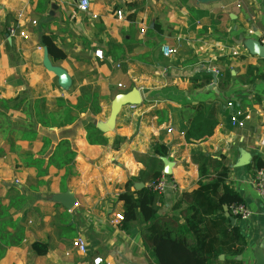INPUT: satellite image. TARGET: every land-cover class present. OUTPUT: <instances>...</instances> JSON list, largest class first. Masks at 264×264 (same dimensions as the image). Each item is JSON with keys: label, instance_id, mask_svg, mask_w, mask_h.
I'll list each match as a JSON object with an SVG mask.
<instances>
[{"label": "crops", "instance_id": "obj_1", "mask_svg": "<svg viewBox=\"0 0 264 264\" xmlns=\"http://www.w3.org/2000/svg\"><path fill=\"white\" fill-rule=\"evenodd\" d=\"M90 2L81 12L78 0H0V214L7 210L0 215V264H95L96 258L102 259L99 264H149L143 225L133 222L125 229L114 217L122 213L118 194L144 168L138 155L151 154L156 141L169 147L164 170L178 183L177 190L161 195L159 212H170L181 192L198 187L194 149L225 158L229 184L252 212L237 221L247 241L242 258L245 264H264V198L255 188L257 168L250 165L254 157L264 161V55L247 45L264 47V0ZM117 10L125 18L118 19ZM132 13L134 20L128 17ZM18 21L27 39L7 37L8 27ZM44 34L55 35L66 59L51 60ZM166 45L174 50L171 56L162 52ZM214 68L222 71L215 87L209 88L211 82L193 88L191 77L203 70L213 76ZM134 90L141 102L132 108L126 98ZM85 92L96 94L100 111H91L88 102L86 110H73L72 123L36 124L35 136L24 137L30 118L20 100H45L46 112L54 113L57 99L76 106ZM18 96L19 106H4L3 100ZM202 100L217 101L225 111L211 136L189 143L182 107ZM237 109L250 115L243 127L231 125ZM88 122L104 131L107 145L88 143ZM116 137L124 138L119 149L113 147ZM63 141L76 153L70 171L49 164ZM27 156L44 158L46 173L26 164ZM63 193L75 198L72 207L61 202ZM16 232L23 234L22 241L6 244ZM77 236L87 242L85 255L72 247ZM34 241L48 242V253L36 255L30 247Z\"/></svg>", "mask_w": 264, "mask_h": 264}, {"label": "trees", "instance_id": "obj_2", "mask_svg": "<svg viewBox=\"0 0 264 264\" xmlns=\"http://www.w3.org/2000/svg\"><path fill=\"white\" fill-rule=\"evenodd\" d=\"M128 6L134 4L129 2ZM129 19L134 20L132 13ZM53 34L42 36L43 45L46 47L49 57L53 62L67 58V53L58 47ZM212 72L203 70L191 77L193 88H202L212 82ZM20 99L16 97L3 100L4 106H10ZM25 102L28 118L30 120L24 127V137H33V128L36 124L44 127L63 126L75 120L72 114L74 109L84 111L88 108L94 113L100 111L96 94L85 92L76 106H72L63 99H57L59 110L48 113L45 100H20ZM14 106H19L17 103ZM33 110V112L31 111ZM225 111L223 105L217 101L197 103L185 102L182 107V119L187 122L184 137L189 143L202 140L214 133ZM35 118V120L33 119ZM87 140L90 144L107 145L108 138L104 131L93 122L85 125ZM123 137H116L113 147L119 149ZM49 142L47 141L48 145ZM151 154L138 155L144 164L136 176L129 178L125 184V190L118 194V200L122 202L123 221L122 226L129 229L133 222H139L142 228V244L145 249L146 260L149 264H245L242 255L246 251L247 241L240 226L233 224L231 217L232 206L245 203L241 194L229 184L228 175L230 166L225 158L217 159L208 153L194 149L191 153L192 162L198 166L199 185L192 191L181 192L173 202L170 212L160 213L159 204L163 202L161 195L150 191L145 185L137 187V184H145L158 178L164 170L163 158L169 156V147L156 141L151 144ZM76 153L70 148L67 141H63L50 157L49 164L65 166L71 170ZM26 164L39 168V175H44L46 169L42 166L44 158L33 159L24 157ZM264 163L259 157H254L252 164L257 169ZM44 183L42 180L37 182ZM19 198L25 199L24 196ZM225 207L228 210H225ZM6 208L0 215L6 213ZM229 214V215H228ZM237 221L239 217L236 216ZM10 240L6 244L15 245L22 241L21 232L11 233ZM31 250L36 255H46L49 251V243L34 241ZM221 255L224 258H221ZM241 256V258H239Z\"/></svg>", "mask_w": 264, "mask_h": 264}, {"label": "built area", "instance_id": "obj_3", "mask_svg": "<svg viewBox=\"0 0 264 264\" xmlns=\"http://www.w3.org/2000/svg\"><path fill=\"white\" fill-rule=\"evenodd\" d=\"M91 2L90 0H78V8L81 12H87L90 8ZM116 16L118 19L125 18V14L121 10L116 11ZM33 24H36L37 22L34 20L32 21ZM250 32H253L252 30ZM7 37H21V38H28V32L25 29L24 26L20 24V22L12 23L8 29H7ZM261 42L264 45V36L261 37ZM41 48V47H40ZM162 52L165 56H171L174 52V50L170 46H163ZM95 54L99 58H103V51L101 49H97L95 51ZM233 54H238V50L234 49ZM213 73L218 78L222 75V71L219 68H214ZM121 86V84H119ZM137 103L131 102V107L134 108ZM234 103L229 102L228 107H233ZM250 118V115L244 114V112L240 109H237L236 111H233L230 115V122L232 126L235 127H243L245 125V121ZM168 132H172V129H168ZM260 146L264 148V134L260 141ZM255 188L258 194L264 198V163L256 170V175L254 178ZM150 191L156 192L159 195L165 194L168 190H177L178 189V183L176 182V179L172 176V174L168 173L167 171L163 170L161 175L156 178L155 180H152L150 182H147L144 184ZM232 214L234 217H239V219H247L251 215V210L246 206L245 203L233 205L232 208ZM124 217L121 212L116 213L114 217V222L116 224H122ZM72 247L81 255H85L88 251L87 242L82 236H77L72 241ZM264 252V250H263ZM102 261L101 258H96L94 260L95 264H99Z\"/></svg>", "mask_w": 264, "mask_h": 264}, {"label": "water", "instance_id": "obj_4", "mask_svg": "<svg viewBox=\"0 0 264 264\" xmlns=\"http://www.w3.org/2000/svg\"><path fill=\"white\" fill-rule=\"evenodd\" d=\"M247 45L252 50L253 53L264 55V47L261 44H257V47H256V44L247 43ZM45 63L48 66H50L48 59L46 60ZM53 69H55L57 71V73L60 75V77L64 78V72L62 70H60L58 68H53ZM216 84H217V77L213 73V81L210 84L209 88L215 87ZM126 100L130 101V102H133V103H139V102H141V97L139 95V92L137 90H134L131 94H129V96H127ZM142 186H144V184H141L140 187H142ZM60 200L64 204V206L67 207V208L72 207L74 202H75V198L73 196H70L69 194H66V193H63L60 196ZM225 210H228V208L225 207ZM231 221H232L233 224H236L237 223L236 217L232 216L231 217ZM221 258H224V256L221 255ZM239 258H241V256H239Z\"/></svg>", "mask_w": 264, "mask_h": 264}]
</instances>
